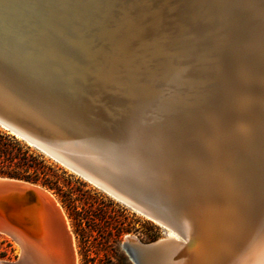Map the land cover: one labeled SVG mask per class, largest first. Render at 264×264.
Wrapping results in <instances>:
<instances>
[{
  "label": "bare ground",
  "instance_id": "obj_1",
  "mask_svg": "<svg viewBox=\"0 0 264 264\" xmlns=\"http://www.w3.org/2000/svg\"><path fill=\"white\" fill-rule=\"evenodd\" d=\"M244 9L259 20L249 43ZM0 74L25 89L0 76L2 100L171 190L174 210L203 230L186 250L163 252L171 263L264 264V0H0ZM56 104L96 120L127 156ZM22 185L36 201L0 225L21 249L18 264H78L56 198Z\"/></svg>",
  "mask_w": 264,
  "mask_h": 264
},
{
  "label": "water",
  "instance_id": "obj_2",
  "mask_svg": "<svg viewBox=\"0 0 264 264\" xmlns=\"http://www.w3.org/2000/svg\"><path fill=\"white\" fill-rule=\"evenodd\" d=\"M0 76L4 77L9 85L25 91L22 84H17L14 79L2 74ZM20 93L25 94V92ZM31 95L43 97V94L35 92ZM44 97H47V101H52L48 96ZM55 109L56 113L62 117L70 116L80 123V126L75 125V127L95 142L120 156H127L130 147L112 138L111 131H103V126L93 118L88 117L89 119L85 120L79 112H73L59 104H56ZM0 126L65 169L95 185L157 225L171 230L185 241L182 243L169 239L150 244L127 243L125 250L134 264H173L170 258L169 260L166 256L164 257L163 252L186 250L193 237L198 238L201 235L203 231L201 228L193 224L190 229L179 215L180 213L174 210L171 201L168 200V194H165H170L171 190L159 184L152 187L141 184L125 171L117 170L114 166L99 160L89 152V146L83 140L66 130L64 126L50 119L46 121L39 118L30 110L5 102L2 98H0ZM98 152L101 153H99L101 158L103 156L101 150ZM22 183L31 184L23 180L0 176V225L12 224L10 220L12 217L20 214L24 207L36 201L35 191L26 189ZM5 218L11 222H7Z\"/></svg>",
  "mask_w": 264,
  "mask_h": 264
},
{
  "label": "rangeland",
  "instance_id": "obj_3",
  "mask_svg": "<svg viewBox=\"0 0 264 264\" xmlns=\"http://www.w3.org/2000/svg\"><path fill=\"white\" fill-rule=\"evenodd\" d=\"M259 5V2H255L253 6L256 8L257 6L259 7ZM243 15L246 16V22L242 24L245 31L244 41L249 43V39L252 37V33L254 31V25L258 23L259 20H256L257 18H255L253 9L252 11L244 9ZM109 117L115 124H120L115 113H111ZM119 124L117 126H119ZM52 161L56 163L54 160ZM67 171L72 173L69 170ZM80 179L86 182L90 186L91 190L80 186L74 181L71 185L76 189V193L81 196L83 201L85 200L86 203L91 204L90 214H93L92 223L93 225H97L101 232L91 230L87 226L79 227V225L75 223V220L71 218L68 208L60 201L59 197H57L52 191L46 189L56 198L69 220L78 264H134L130 255L125 250V245L127 243L135 245L150 244L170 238L183 240L171 230L157 225L144 215L134 211L117 199L103 192L95 185L82 178ZM96 192L102 193L104 196L111 199L115 204L127 209V213L123 214L116 205H112L106 198L102 199ZM134 215L139 220H136ZM96 216L99 218L102 217L104 220L103 223H106L103 225V223ZM120 221L124 227L130 229V232L124 234L121 241L118 242L109 228L112 225L119 224ZM149 223L157 226L159 230H154L152 225ZM103 232L109 233V235H103ZM21 256V249L16 242L6 234L0 232V264H18L21 260Z\"/></svg>",
  "mask_w": 264,
  "mask_h": 264
},
{
  "label": "trees",
  "instance_id": "obj_4",
  "mask_svg": "<svg viewBox=\"0 0 264 264\" xmlns=\"http://www.w3.org/2000/svg\"><path fill=\"white\" fill-rule=\"evenodd\" d=\"M0 176L23 180L31 184L40 185L43 188L52 191L60 201L68 208L71 218L79 227L87 226L89 229L101 232L97 225L92 223V215L90 214V203L82 200L81 196L76 193V189L72 187V182L78 183L84 188L90 186L81 180L78 176L68 172L58 163H54L40 151L31 147L24 140L17 138L8 130L0 126ZM102 199L106 198L112 205H116L124 214L127 209L115 204L111 199L107 198L100 192H96ZM97 217V216H96ZM136 220H139L134 215ZM102 223V217H97ZM106 223V222H105ZM103 223V225L105 224ZM154 230L159 228L152 223ZM116 241L120 242L124 234L130 232L129 228L123 226L121 221L117 225L110 228ZM103 235L109 233L103 232ZM101 234V235H102ZM102 235V236H103Z\"/></svg>",
  "mask_w": 264,
  "mask_h": 264
}]
</instances>
